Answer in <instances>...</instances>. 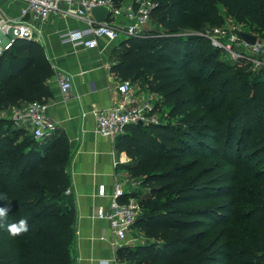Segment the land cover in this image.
I'll use <instances>...</instances> for the list:
<instances>
[{"label":"trees","instance_id":"obj_1","mask_svg":"<svg viewBox=\"0 0 264 264\" xmlns=\"http://www.w3.org/2000/svg\"><path fill=\"white\" fill-rule=\"evenodd\" d=\"M259 1L158 0L153 20L165 31L124 39L114 50L111 71L142 81L169 109L162 122L132 124L117 138L116 150L131 159L129 178L145 192L135 230L146 239L119 248V264H264V69L206 53L202 39L181 33L224 25L225 11L241 23L258 21L256 36L264 38ZM53 75L38 42L16 40L1 57L0 111L47 101ZM12 123L0 118V207L10 209L0 221V264H76L68 138L56 135L44 151L43 141ZM242 187L263 199L246 220L252 239L213 237L226 212L219 201ZM21 217L30 230L12 237L6 226Z\"/></svg>","mask_w":264,"mask_h":264},{"label":"built area","instance_id":"obj_2","mask_svg":"<svg viewBox=\"0 0 264 264\" xmlns=\"http://www.w3.org/2000/svg\"><path fill=\"white\" fill-rule=\"evenodd\" d=\"M16 3L20 4L19 12L11 14L6 5ZM157 4L158 0H125L121 4L115 0H0V64L1 57L13 47L16 40L38 42L44 32V25L54 15L87 23V29L81 33L74 30L59 31L64 41L83 42L88 49H98L103 39L121 42L149 33L148 27L153 21L152 14ZM99 6L109 7L108 21L100 23L94 18L92 10ZM241 33L242 29L234 23L200 32L214 48L227 53L232 61L240 65L250 64L255 71L264 69V38L258 37L257 42L251 45L243 40ZM73 77L62 73L58 78L59 90L64 97H68L74 88ZM118 92L120 99L117 104L93 112L98 134L116 140L132 124H139L140 121L145 125L162 122L157 106L137 97L132 80H121ZM49 110L48 100L21 104L13 107L10 120L26 129L36 140L44 141L58 130V124L50 116ZM112 155L114 166L123 163L116 152ZM130 182L133 186L139 185L137 180ZM142 214L140 201L127 196L124 183H116L110 203L96 207L95 217L110 223L118 247L121 248L132 246L135 226Z\"/></svg>","mask_w":264,"mask_h":264},{"label":"crops","instance_id":"obj_3","mask_svg":"<svg viewBox=\"0 0 264 264\" xmlns=\"http://www.w3.org/2000/svg\"><path fill=\"white\" fill-rule=\"evenodd\" d=\"M11 14L19 12L20 4H8ZM87 23L73 18L54 15L45 25L38 43L44 48L54 69L49 81L51 97L50 116L58 124L57 133L44 140L46 151L56 135L64 134L72 151L68 172L71 193L77 210L76 264H116L118 240L110 223L96 219V207L110 203L116 183H124L127 196L139 189L132 185L126 166L131 159L116 150L117 139L112 140L97 133L95 110L108 109L118 103V84L121 79L111 67L116 62L114 50L120 42L101 40L98 49H88L83 42L64 41L61 30L82 32ZM62 73L73 75V90L64 97L59 90L58 78ZM113 152L123 159L117 167ZM134 197V196H133Z\"/></svg>","mask_w":264,"mask_h":264},{"label":"rangeland","instance_id":"obj_4","mask_svg":"<svg viewBox=\"0 0 264 264\" xmlns=\"http://www.w3.org/2000/svg\"><path fill=\"white\" fill-rule=\"evenodd\" d=\"M125 0H119L118 3H124ZM257 7L264 9V0H261L259 2L255 3ZM223 20L222 23H231L236 24L240 29L246 31V32H253L254 35H262L261 32H258L256 29H258L259 22L258 21H249L247 23H241L235 20L234 17L230 16L225 11L221 12ZM148 30L151 33H163L165 30L164 28L155 20L151 22V24L148 27ZM183 36H194L196 38L202 39L200 42L197 43V46L200 50L205 51L206 53H216L217 56L220 59L229 61L230 57L227 55H224L223 53L214 50L210 44V42L207 40V38L202 37L199 30L194 29H185L182 32ZM231 60V59H230ZM136 95L137 97L144 101H150L152 104L157 106V111L159 113H162L164 116V120L167 118V113L169 112L168 107L165 103H162L160 96L154 93H151L147 90L144 83L142 81L134 82ZM12 109H6L4 111H0V118H4L8 121L10 120V117L12 115ZM11 129H18L20 126L12 123ZM144 191L142 188L137 189L136 197L137 199H142L144 195ZM263 203L262 198H258L255 195H253L249 190L242 187L238 191L237 195L234 196H226L221 201H219L220 205H223L226 207V212L223 214V226L219 227L216 232L213 234V237L217 236L219 233L225 234V237L222 239V241L232 240L234 237L241 240L242 243L249 242L251 238L250 230L247 227V217L249 213H251L255 208H259ZM243 223V226L239 227L235 232L232 230L234 226L239 225ZM134 240L132 241V246L139 245L146 241L144 237L140 234V231L138 229L135 230V233L133 234Z\"/></svg>","mask_w":264,"mask_h":264},{"label":"clouds","instance_id":"obj_5","mask_svg":"<svg viewBox=\"0 0 264 264\" xmlns=\"http://www.w3.org/2000/svg\"><path fill=\"white\" fill-rule=\"evenodd\" d=\"M3 200L7 201V197L5 196ZM10 209L9 207H0V221H4L8 217ZM7 231L12 237H18L23 234H26L30 230L29 222L27 218L21 217L20 219L7 224Z\"/></svg>","mask_w":264,"mask_h":264},{"label":"water","instance_id":"obj_6","mask_svg":"<svg viewBox=\"0 0 264 264\" xmlns=\"http://www.w3.org/2000/svg\"><path fill=\"white\" fill-rule=\"evenodd\" d=\"M92 14L94 16V18L96 19L97 22H106L109 19V15H110V10L109 7L106 6H99V7H95L92 10ZM241 36L243 38V40H245L248 44L254 45L257 40H258V36L250 34L248 32H242ZM9 107V105H5L3 109H7ZM139 124H143L142 121L139 122Z\"/></svg>","mask_w":264,"mask_h":264}]
</instances>
